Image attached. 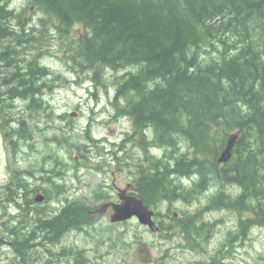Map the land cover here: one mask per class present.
Here are the masks:
<instances>
[{"label":"trees","instance_id":"16d2710c","mask_svg":"<svg viewBox=\"0 0 264 264\" xmlns=\"http://www.w3.org/2000/svg\"><path fill=\"white\" fill-rule=\"evenodd\" d=\"M7 1L0 0V65L16 60L18 47L34 39L30 31L40 32L53 18L66 38L68 63L94 81L105 78L117 110L133 116L144 136L153 134L152 154H143L148 165L136 162L131 179L135 194L165 217L158 224L166 242L205 245L209 228L221 220L210 216L222 209L236 211L241 224L264 227V0H28L43 17L41 27L28 22L24 7L9 8ZM29 60L33 69L36 59ZM38 80L4 79L2 90L8 96L7 84L14 92L25 87L33 104ZM234 131L239 136L231 157L218 163ZM71 135L63 129L47 142L74 160L63 147L82 145L71 143ZM162 151L164 157H157ZM79 156L86 157L84 149ZM63 159L48 156L46 167L48 178L59 175L57 197L66 187ZM197 194L204 203L176 209V201L194 205ZM64 210L70 216L76 211ZM243 213H250L245 220ZM13 248L22 264H37L28 242H14ZM47 252L48 264L64 254ZM258 264H264L262 254Z\"/></svg>","mask_w":264,"mask_h":264},{"label":"rangeland","instance_id":"374dc122","mask_svg":"<svg viewBox=\"0 0 264 264\" xmlns=\"http://www.w3.org/2000/svg\"><path fill=\"white\" fill-rule=\"evenodd\" d=\"M27 2L28 0L7 1L12 8L21 9L24 7V15L32 17L28 22H34L38 27H41L39 18L42 15H38L33 7L29 8ZM55 23V19H47V22L42 26L44 29L41 30L42 32L30 31L31 34L34 33L32 35L34 39L29 45L22 47L25 51L27 50L26 53L22 52L23 56L36 59L33 68L42 67L44 69L43 73H39V77L43 76L41 82H46V86L42 89L43 105L39 110L35 107L36 109L31 112L35 119L30 118L27 121V125L33 132L32 139L36 143V151L32 153L28 163L31 166L38 165L39 162L43 163L42 158L45 155V164L48 167V156L59 154L61 159L64 158L63 162L66 165L63 172L66 174L64 182L67 191L64 196L69 195L71 199L68 202L65 197L60 200L61 197L57 198L53 195L54 199H50V201H53V207L56 202L58 207L61 205L64 209L75 208L73 216L68 214V210L63 216L66 220L76 219L80 222L79 224H82V220L88 218L86 208H97L102 200L109 199L107 194L110 198L117 195L113 188L103 190V187H107L104 184L112 186L114 181L118 187L122 188L126 181H130L135 171L136 167L133 165V161L142 163L144 166L148 165L143 151H147L146 143H149V139L142 136L139 130L134 129L138 126L131 123L126 113L117 110L116 102L114 99L112 100V93L108 92L109 84L105 78L101 79L102 83L94 81L88 78L91 76L90 74L81 72L79 68L68 63L65 55L66 38L56 30ZM37 39L41 43H34ZM35 70L37 71V69ZM98 71L99 69L95 66L91 70L96 73ZM46 72H49V75H46ZM44 74L46 75L45 79ZM103 83L107 85L103 86ZM61 115L64 116L61 117ZM36 122H39V126L36 125ZM63 129L71 130V143L79 140L82 145H79V148H72L71 145L63 147V149L68 148L73 152L74 160L71 159V156H64L60 147H55V144L47 142L54 132L57 134ZM83 149L86 154L85 158L79 156V151ZM158 156L163 158L164 152H158ZM28 163L20 162V166H26ZM51 188H48L49 192L56 189L53 185ZM50 195L52 197V194ZM103 197L104 199H102ZM197 197L199 199L193 200L194 205L188 201H176L174 203L176 209L183 208V210L191 211L197 208L205 201L204 196L197 194ZM10 209L12 208L10 207ZM216 214L218 218L221 216L227 218L231 213L225 212L222 215V212H217L210 217L215 218ZM108 215L109 212L93 216L91 222L92 220L94 222L85 227L88 232L79 233L72 228L68 229V234H64L56 242L58 245L56 248L63 246V252L64 254L68 253V256L56 255L55 264H70L68 259L72 258V254H79V250L84 262L90 258L94 264H142L136 258V248L141 242H145L148 246L153 258L151 264H199L202 241L199 246H192L188 242L186 247L180 248L177 243L166 242L160 234L154 235L148 230L146 231L135 218L112 225ZM158 217L160 219V216ZM230 224L229 221L226 225ZM109 225L110 230L108 229ZM64 230L66 229L64 228ZM202 233L203 231H201ZM219 237L216 232L210 243L211 247L215 243L218 244ZM243 240H240L236 247L239 264H258L261 254L264 253V227L255 229L246 241ZM32 249L29 258L34 255L37 259L40 254L38 247ZM53 250L57 251L58 249ZM160 256L163 258L160 259ZM0 264L22 263L17 259V255L11 247L0 243Z\"/></svg>","mask_w":264,"mask_h":264},{"label":"flooded vegetation","instance_id":"af4514ba","mask_svg":"<svg viewBox=\"0 0 264 264\" xmlns=\"http://www.w3.org/2000/svg\"><path fill=\"white\" fill-rule=\"evenodd\" d=\"M10 27L12 28L14 26ZM22 52L26 53L24 49ZM29 59L30 58L23 56L21 53L19 59L17 58L16 61L15 59H8L6 63H2L0 65V81L5 79L7 82L12 78L14 80L16 78L27 80L31 76H33L34 79L39 77V73H43V70L41 67L30 69L31 60ZM35 69H37V71ZM42 78L40 75L38 82L34 85L33 104H31L29 91H24L25 87H19L14 92L10 90V87L13 85L7 84L10 94L5 96V93L1 94L0 92V243L7 244L13 251V243L17 241L28 242L29 249L38 247L40 254L37 264L47 263L46 254L48 249H58L61 250V252L64 251L63 246L60 247L61 249L56 248L58 246L56 242L61 239L64 234H68V229L72 228L74 231H79V233L83 231L88 232L85 227L94 222L93 220L91 222V218L95 215H103L108 212V216H110L112 212L111 203L119 201L117 195L110 198L109 194H107L109 199L102 200V203H100L97 208H86L88 218L83 219L82 224H79L80 222L76 219L72 221L67 219L63 222L62 215L64 212L66 213L64 208L61 205L58 207V205L55 204L56 202H54L55 208L52 206L53 201H50V199H54L53 195L56 196V194L55 191L49 192L48 188L52 189V185L57 187L56 184L61 182L57 177L59 175L56 176L54 175L55 173H51L49 174L51 176L47 178L48 172L45 164V155L42 158L43 163L39 162L38 165L34 166L28 163L32 153L36 151V143L34 139H32L33 132H31L30 126L27 125V121L30 118L35 119L34 114H31V112L36 108L39 110L43 105L44 96L42 89L45 86H40V84L43 83L40 82ZM127 116L134 125L133 116L130 114ZM36 125L39 126V122H36ZM134 129L139 130L141 134L143 133L139 126ZM38 130H40L39 127ZM145 136L149 139V143H146L148 152L144 150L143 154L149 155L151 154L152 146H154V137L152 133ZM150 136L151 138H149ZM55 147L59 146L55 144ZM57 158L61 159V156L57 154ZM23 161H26L28 165L20 166V162ZM106 163H108V161H106ZM133 165H136L134 161ZM104 185L107 187H103V190H106L105 188H113V191L116 190L117 192L119 189H125L127 194H135L136 191V187L131 178L130 181H126V184H124L122 188L118 187L114 181L112 186L109 184ZM66 193L65 187V191L60 195V200L62 197H65V200L69 202L71 196H64ZM50 194H52V197ZM74 199L77 198L74 197ZM102 199H104V197ZM102 204H108V206L105 208L102 207ZM100 206L102 211H96ZM10 207L12 209H10ZM222 210H220L222 215L225 212H229L227 210ZM156 213L157 212H155L153 219L157 224L160 220H165V217L159 219ZM230 213V216L227 218H223L222 216L218 218L221 220L218 221L212 229L209 228L210 238L207 243L203 245L199 264H239L238 253L236 252V247H238L239 244L238 242L242 239L246 241L250 233H254L255 226L251 222H247L246 225H244V223L241 224L238 213L236 211ZM249 214L243 213L241 219L245 220L249 217ZM229 221L231 224L226 225ZM123 222L126 221L110 222V224L116 225ZM64 228L66 230H64ZM143 228L146 231L148 230L147 226H143ZM203 231L206 236L205 230ZM216 232L220 237L217 240L218 244L215 243L212 248L210 243L213 241ZM153 234H159V232ZM78 253L79 254H72V258L68 259L70 264H79L81 260V264H94L90 258H87L84 262L80 254L81 251L79 250ZM262 255L264 256V253Z\"/></svg>","mask_w":264,"mask_h":264},{"label":"water","instance_id":"95a60500","mask_svg":"<svg viewBox=\"0 0 264 264\" xmlns=\"http://www.w3.org/2000/svg\"><path fill=\"white\" fill-rule=\"evenodd\" d=\"M238 136V131L231 132L227 136L225 145L218 154V163H225L230 159L232 149ZM117 196L119 201L111 203L112 212L109 216L110 222H120L135 217L139 224L147 226L151 232H157L159 230L158 224L153 219L154 210L150 209L141 198L135 194H127L125 189H120ZM102 205V207L105 208L108 206V204ZM96 211H102L101 206L99 209H96ZM136 258L143 264H150L152 262V255L150 254L148 246L145 242H141L137 246Z\"/></svg>","mask_w":264,"mask_h":264},{"label":"bare ground","instance_id":"6f19581e","mask_svg":"<svg viewBox=\"0 0 264 264\" xmlns=\"http://www.w3.org/2000/svg\"><path fill=\"white\" fill-rule=\"evenodd\" d=\"M6 6H8L9 8H12L7 2H6ZM32 7V6H31ZM22 47H24V46H22ZM22 47L20 46V47H18V50H19V55L18 56H20V54L22 53V51H23V49H22ZM27 51V50H26ZM28 54V53H27ZM26 55V54H25ZM18 56H16L17 58H18ZM16 61V60H15ZM6 63V62H5ZM16 69V68H15ZM22 75V74H21ZM20 75V76H21ZM45 75V74H44ZM17 76V75H16ZM14 77V76H13ZM42 78V77H41ZM3 81V80H2ZM2 81H0V92H1V94H3V93H5V96H7V93H6V91L7 90H2L3 89V87H5V85H4V83L2 82ZM33 95V94H32ZM34 97V96H33ZM146 131V130H145ZM158 146V145H157ZM153 147V146H152ZM158 148V147H157ZM153 150V149H152ZM205 189V188H204ZM205 191H206V189H205ZM4 195V194H3ZM1 197H2V195H1ZM17 197V196H16ZM20 198V197H19ZM16 200V199H15ZM8 203V202H7ZM5 205V204H4ZM48 210V209H47ZM22 212V211H21ZM36 212V211H35ZM48 239V238H47Z\"/></svg>","mask_w":264,"mask_h":264}]
</instances>
